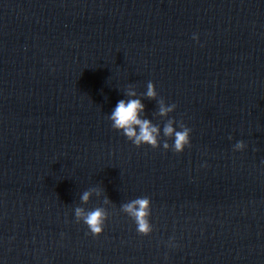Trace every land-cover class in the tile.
Returning a JSON list of instances; mask_svg holds the SVG:
<instances>
[{"label": "water", "instance_id": "95a60500", "mask_svg": "<svg viewBox=\"0 0 264 264\" xmlns=\"http://www.w3.org/2000/svg\"><path fill=\"white\" fill-rule=\"evenodd\" d=\"M129 90L158 147L111 127ZM0 264H264V0H0Z\"/></svg>", "mask_w": 264, "mask_h": 264}, {"label": "clouds", "instance_id": "9594fccd", "mask_svg": "<svg viewBox=\"0 0 264 264\" xmlns=\"http://www.w3.org/2000/svg\"><path fill=\"white\" fill-rule=\"evenodd\" d=\"M194 38H196V34H194ZM144 95L149 99L156 97L157 93L153 82L150 81L148 83L147 91ZM127 96L129 99L118 100L109 114L108 119L111 121V127L122 132L137 147L142 144L153 148L158 147L160 145L159 127L142 116L145 106L141 99L133 98L136 97L134 91L129 90ZM174 108L175 105L165 106L163 102H161L159 106V115L165 116L173 111ZM172 125L173 121L169 120L163 127V134L166 137L172 138L171 145L164 142L163 147L165 149L171 148L174 152H182L184 148L191 143L190 129L181 126V130L176 131ZM243 147V141H237L235 148L243 149ZM89 195L88 192H85L81 199L86 202L89 199ZM150 205L151 202L149 198L138 197L122 206L123 210L133 218L137 232L144 235H147L151 231V225L147 219L150 215ZM75 212L77 218L82 219L92 235L99 236L102 234L106 220L104 209L98 207L85 212L83 209L77 208Z\"/></svg>", "mask_w": 264, "mask_h": 264}]
</instances>
